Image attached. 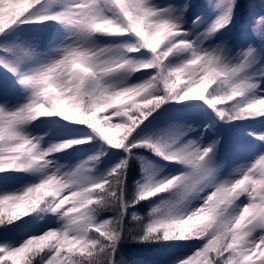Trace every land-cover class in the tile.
I'll use <instances>...</instances> for the list:
<instances>
[{
  "label": "snow or ice",
  "instance_id": "1",
  "mask_svg": "<svg viewBox=\"0 0 264 264\" xmlns=\"http://www.w3.org/2000/svg\"><path fill=\"white\" fill-rule=\"evenodd\" d=\"M0 264H264V0H0Z\"/></svg>",
  "mask_w": 264,
  "mask_h": 264
},
{
  "label": "trees",
  "instance_id": "2",
  "mask_svg": "<svg viewBox=\"0 0 264 264\" xmlns=\"http://www.w3.org/2000/svg\"><path fill=\"white\" fill-rule=\"evenodd\" d=\"M246 124V122H244ZM86 129V128H85ZM228 135H231V131L228 130ZM148 155L152 160H159L158 157H154L151 153H145ZM131 167L129 170L128 177L126 178V185L128 188L129 194L134 193L136 191V182L141 179L142 173L140 171V165L137 162H130ZM155 204H150L148 202H143L141 204L136 205L134 209L129 210L128 220L130 221V227L133 229V235H137L138 232L135 227V222H131V212H135L136 215L140 216L142 219L147 222L146 217L148 212L154 207ZM185 241H169V242H159V243H152V244H139L134 241L126 242L121 246V253L125 260H129L130 257H139L148 255L153 253L155 250L160 248H168L172 247L173 245L180 244Z\"/></svg>",
  "mask_w": 264,
  "mask_h": 264
},
{
  "label": "rangeland",
  "instance_id": "3",
  "mask_svg": "<svg viewBox=\"0 0 264 264\" xmlns=\"http://www.w3.org/2000/svg\"><path fill=\"white\" fill-rule=\"evenodd\" d=\"M44 119H49V120L55 119V120H57V122L61 126V128H64V129H71V128L77 127V126L67 125L65 122L59 120V118H44ZM192 119L196 120V122H199L202 119V117L194 116V117H192ZM43 131H44V129H38L36 134L37 135H42ZM80 131H88V130L85 129V128H81ZM48 135L49 136H54L55 135V130L49 132ZM74 138H79V136L77 134H73V135H69V136H65L64 137V139H74ZM53 142H55V140ZM98 149H99V144L95 145L94 147H89L87 145H78V146H76V151L72 153L71 159H72L73 162H76V161H78L80 159H87L88 155L92 154L93 152L97 151ZM68 151L72 152L71 149L68 150ZM141 154L144 155L145 159L147 161H149L150 163H152L154 166L155 165H163L164 164V162L161 161V160H152L145 153H141ZM58 155L63 156V153H60ZM65 162L66 161L63 160V159L60 161V163H65ZM116 162H118V160L115 159V158H113L112 160H109V159L105 158V163L103 165H101L100 167L101 168H107L112 163H116ZM166 170L167 169H164V171H166ZM191 243L192 242L185 241V242H182L180 244L173 245L172 247L157 249L153 253H150L148 255L139 256V257H133L132 256V257L129 258L128 261L131 262V261H134V260H136L138 258H141V257L146 258L147 260H153V259L157 258L158 253L160 251H167V252L171 253L172 256L183 257V256L189 254L192 251V249L188 247V245L191 244Z\"/></svg>",
  "mask_w": 264,
  "mask_h": 264
}]
</instances>
